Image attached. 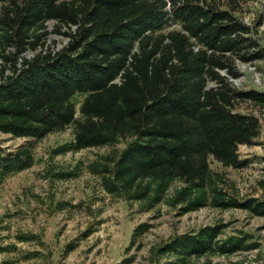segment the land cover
Listing matches in <instances>:
<instances>
[{
	"label": "trees",
	"instance_id": "trees-1",
	"mask_svg": "<svg viewBox=\"0 0 264 264\" xmlns=\"http://www.w3.org/2000/svg\"><path fill=\"white\" fill-rule=\"evenodd\" d=\"M57 1L0 0L7 4L0 17V133L41 139L74 123L73 141L59 152L125 141L114 155L89 164L111 195L145 210L164 202L180 206V213L210 205L264 216V199L226 194L208 165L212 156L226 167L245 166L237 146L251 145L258 135L257 119L233 112V101L263 105L264 92L234 91L219 73L237 77L229 67L233 56L242 62L264 56L248 36L250 26L216 6L218 0ZM171 19L181 29L156 34ZM48 20L76 29L62 32L69 40L58 50L27 57ZM208 80L218 85L208 87ZM75 94H85L79 118ZM30 160L29 146L8 153L0 147V174ZM176 179L184 184L168 194ZM224 227L214 223L173 235L150 248V264H190L255 247L244 236L221 239ZM147 228L140 224L134 233Z\"/></svg>",
	"mask_w": 264,
	"mask_h": 264
},
{
	"label": "rangeland",
	"instance_id": "rangeland-1",
	"mask_svg": "<svg viewBox=\"0 0 264 264\" xmlns=\"http://www.w3.org/2000/svg\"><path fill=\"white\" fill-rule=\"evenodd\" d=\"M14 1L22 5L24 0ZM5 5L0 3V17ZM215 5L230 9L238 20L249 25L248 36L264 50V0H218ZM75 29L72 24L45 21L36 31L39 35L36 49L26 50L25 55L30 57L40 49L58 50L69 40L62 32ZM180 29V22L171 19L156 34ZM229 64L237 72L236 78L228 77L226 70L219 71L226 76L227 88L237 92H264V56L251 62L233 56ZM217 85L218 82L208 80V87ZM84 98L85 94L72 97L77 118ZM233 112L252 116L258 122V135L253 143L237 146L238 160L247 164L226 167L208 156L210 172L218 186L233 198L264 199V104L250 99L235 100ZM74 132L72 123L41 139L14 138L0 133V147L6 153L19 146L31 149L27 167L0 174V264H150L151 247L173 235L214 223L226 224L221 239L244 236L247 244L255 247L231 255L194 258L190 264L206 261L264 264V216L245 209H219L210 205L180 213V206L170 207L164 202L149 210L142 209L139 202L107 193L99 176L89 169V164L100 156L121 150L125 141L59 152L61 146L73 141ZM183 184L176 179L167 193ZM140 224H147L148 228L135 234Z\"/></svg>",
	"mask_w": 264,
	"mask_h": 264
}]
</instances>
